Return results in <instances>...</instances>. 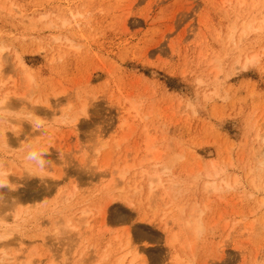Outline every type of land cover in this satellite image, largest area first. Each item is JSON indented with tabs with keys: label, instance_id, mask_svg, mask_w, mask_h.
I'll return each mask as SVG.
<instances>
[{
	"label": "rangeland",
	"instance_id": "374dc122",
	"mask_svg": "<svg viewBox=\"0 0 264 264\" xmlns=\"http://www.w3.org/2000/svg\"><path fill=\"white\" fill-rule=\"evenodd\" d=\"M0 63V264H264V0H0Z\"/></svg>",
	"mask_w": 264,
	"mask_h": 264
},
{
	"label": "bare ground",
	"instance_id": "6f19581e",
	"mask_svg": "<svg viewBox=\"0 0 264 264\" xmlns=\"http://www.w3.org/2000/svg\"><path fill=\"white\" fill-rule=\"evenodd\" d=\"M254 61V57L252 56V57H250V58H247L246 59V62L244 63V65H248V63H250V62H253ZM20 64L22 65V66H25V63L23 62V60L21 59L20 60ZM243 65V66H244ZM26 67V66H25ZM245 68V67H244ZM0 73H1V63H0ZM7 98H8V96L7 95H5L4 97H2V99L0 100V113H1V115L3 116V118H4V120L5 121H8V122H10V124L12 123L13 125H14V127H16V126H18L19 124L18 123H16L15 121H13V118L11 117V116H9L8 117V115L6 114V110L8 109L9 110V106H12V104H7L6 105V100H7ZM48 105H49V103H48ZM23 106V109L24 110H27L29 113H34V112H37L38 111V108L37 107H35V106H30V108H28L26 105H22ZM29 109V110H28ZM76 121V120H75ZM6 137V135L3 133V138L4 139H6L5 138ZM6 141V140H5ZM40 157V156H39ZM263 164V166H264V160L261 162V165ZM4 172V171H3ZM1 176L3 177V183L4 184H8V183H10V184H12L13 182H15L14 181V178H11L9 175H7V172L5 171L3 174H2V171L0 170V178H1ZM159 174H157V173H155L154 175H153V177L151 178V184H153V183H156V181L157 182H159ZM13 180V181H12ZM16 183V182H15ZM9 185V184H8ZM15 185V184H14ZM13 185V186H14ZM188 218V217H187ZM195 219V220H194ZM8 220L7 219H5V221H4V223L5 222H7ZM3 222V221H2ZM4 223H2V224H4ZM62 227H65V224H62ZM185 228H188L187 230L189 231V230H191L193 233H195L196 231L197 232H200V230H201V228H202V225L200 224V222L199 221H196V218H193L192 220H185ZM6 231H8L7 230V228H5L4 230H3V232H6ZM58 234H62V233H65V230L64 231H62V228H59L58 229V232H57ZM6 238H8V235H5V234H2V233H0V239H6ZM131 238V237H130ZM175 237L174 236H171L170 237V239H169V242L171 243V244H173L174 243V241H175V239H174ZM1 245V251H5L6 250V244L5 243H1L0 244ZM27 250H28V248H26L25 247V243H24V241L20 244V246H19V249H18V251H17V253L14 255V256H12V257H9V262H11L12 261V264H42L43 262H41L40 260L39 261H33L34 260V258L32 259V258H29V259H27V260H24L25 259V255H26V252H27ZM6 255H8V253H6V254H4V256H6ZM5 257H3V259H4ZM123 258H125V257H123ZM42 260V259H41ZM180 262H182V260H179V263Z\"/></svg>",
	"mask_w": 264,
	"mask_h": 264
}]
</instances>
